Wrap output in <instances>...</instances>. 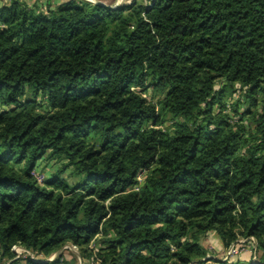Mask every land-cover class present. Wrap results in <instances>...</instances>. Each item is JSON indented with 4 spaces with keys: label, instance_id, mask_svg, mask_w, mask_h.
I'll return each mask as SVG.
<instances>
[{
    "label": "trees",
    "instance_id": "1",
    "mask_svg": "<svg viewBox=\"0 0 264 264\" xmlns=\"http://www.w3.org/2000/svg\"><path fill=\"white\" fill-rule=\"evenodd\" d=\"M45 156L62 165L39 183ZM211 234L254 240L223 264H264V0L2 4L0 264H61L46 259L66 244L98 264H209Z\"/></svg>",
    "mask_w": 264,
    "mask_h": 264
},
{
    "label": "rangeland",
    "instance_id": "2",
    "mask_svg": "<svg viewBox=\"0 0 264 264\" xmlns=\"http://www.w3.org/2000/svg\"><path fill=\"white\" fill-rule=\"evenodd\" d=\"M22 2H27V0H19ZM88 1V0H86ZM149 0H145L144 2H142L143 4H146ZM90 2V1H89ZM101 3V2H100ZM104 4V3H102ZM105 5V4H104ZM109 7H116V6H110ZM119 7V6H117ZM142 96L147 100L148 103L158 106V103L163 100V98L165 97V94L163 92H159L156 90H152V89H147L143 92H141ZM240 98V95L238 92H236L235 94H232V96H230L226 101V113H228L229 117H230V123L234 124L237 123V121L239 120V117L234 115L233 113V101H236ZM241 99V98H240ZM244 100H242L241 102H243ZM240 106L238 107V112L242 113L245 109V105H242L241 103L239 104ZM214 113H217V109L214 110ZM245 119V118H244ZM166 127H168L170 125V121L169 119L166 120ZM245 125V132L249 131V126L250 124L247 121H243L242 122ZM65 163V162H63ZM62 165V162H56V161H52V160H48V157L45 156L44 159L40 162L39 168L37 169L38 172L37 174L42 176V181L40 183L43 182V178L45 177V175L47 174L45 171H47V169H51L56 171L57 169L60 168V166ZM72 169H68L67 171H65L62 174V178L65 179L69 184H73L76 182V179L73 177H70L69 175L71 174ZM144 177V173L143 172H139L137 175V180L140 182L142 181ZM38 179H40V177H38ZM217 239V238H216ZM215 239V236H208L207 238H204L201 241V244L203 245V247L205 248V250L207 251V255L206 258L210 260L211 259H216L213 260L211 263L208 262L209 264H223L226 262H229V260L233 257H237V259H247L252 253L250 251L251 249V245H249L248 243H246V241H248V239H243L240 238L238 240L237 243H235L233 245V247L235 248V250L237 251L236 254H232V255H228V248L227 249H223L221 244H219V242ZM232 246V245H231ZM89 248L91 249H95L94 244L90 243ZM16 252H18V254H20L18 256V258L20 259H26V258H30V259H36V260H43L44 257L42 255H38L35 256L34 254L30 253V252H24L20 249L17 248ZM58 255L62 256V263L61 264H98L97 261L94 262V259H87V258H82L78 249L70 244H66L65 246H63L59 252L52 254L49 258L46 259V261H52L54 260ZM233 256V257H232ZM255 254H253L252 256V260H255ZM206 258H204L203 260H206ZM17 259V258H16ZM22 264H25L24 261H22Z\"/></svg>",
    "mask_w": 264,
    "mask_h": 264
},
{
    "label": "crops",
    "instance_id": "3",
    "mask_svg": "<svg viewBox=\"0 0 264 264\" xmlns=\"http://www.w3.org/2000/svg\"><path fill=\"white\" fill-rule=\"evenodd\" d=\"M90 2H98L101 4L104 3L105 6H121L123 4H128L131 0H88ZM145 0H142V2H144ZM9 0H0V6L4 3H8ZM25 2V1H24ZM62 0H27V2H25L28 6L31 7H37L40 9H46L47 5H49L51 7V9H53V7L59 3H61ZM103 4V5H104ZM211 236H213L211 234Z\"/></svg>",
    "mask_w": 264,
    "mask_h": 264
},
{
    "label": "built area",
    "instance_id": "4",
    "mask_svg": "<svg viewBox=\"0 0 264 264\" xmlns=\"http://www.w3.org/2000/svg\"><path fill=\"white\" fill-rule=\"evenodd\" d=\"M33 176L37 179V181L39 183L42 181V176L41 175H39L37 173H33ZM38 177H40V179H38ZM248 240L254 241L252 238H250ZM17 248L20 249V250H22V251H24V252H27L26 250L22 249L21 247H17L16 246V247H14V253L16 254V257L15 258H18V256L20 255V254H18V252H16ZM250 251H251V249H250ZM228 252H229L228 255H232V254H236L237 253V251L235 250V248L233 247V245L228 248ZM32 260L37 261L36 259H32Z\"/></svg>",
    "mask_w": 264,
    "mask_h": 264
},
{
    "label": "water",
    "instance_id": "5",
    "mask_svg": "<svg viewBox=\"0 0 264 264\" xmlns=\"http://www.w3.org/2000/svg\"><path fill=\"white\" fill-rule=\"evenodd\" d=\"M93 3L98 4V5L105 6V5H103V4H101V3H98V2H93ZM111 8H112V9H117L118 7L116 6V7H111Z\"/></svg>",
    "mask_w": 264,
    "mask_h": 264
}]
</instances>
